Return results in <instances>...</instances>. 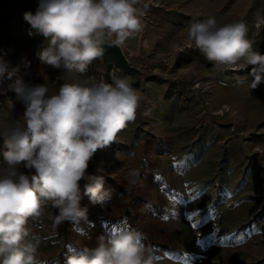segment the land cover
Returning <instances> with one entry per match:
<instances>
[{
    "label": "rangeland",
    "instance_id": "rangeland-1",
    "mask_svg": "<svg viewBox=\"0 0 264 264\" xmlns=\"http://www.w3.org/2000/svg\"><path fill=\"white\" fill-rule=\"evenodd\" d=\"M39 2L0 0V57L9 71L17 70L0 78V128L10 127L25 110L13 87L18 77L26 85L46 84L49 95L66 83L104 82L100 59L83 74L41 62L47 40L30 37L23 19ZM137 7L142 30L121 48L145 76L113 70L107 82L124 79L137 90L136 117L115 142L97 150L86 173L127 184H145L150 175L160 179L164 187L153 189L139 208V231L163 200V220L181 254L150 253L154 264H264V73L251 89V65L238 72L217 70L187 46L190 22L212 16L220 24L245 23L253 49L264 54V0H139ZM153 140L165 144V151L151 150L147 142ZM5 151L0 135V169L6 167ZM19 171L35 174L23 163ZM56 214L49 206L40 221H29L31 234L40 237L38 259L63 264L69 248L95 247L72 221L55 226Z\"/></svg>",
    "mask_w": 264,
    "mask_h": 264
},
{
    "label": "clouds",
    "instance_id": "clouds-1",
    "mask_svg": "<svg viewBox=\"0 0 264 264\" xmlns=\"http://www.w3.org/2000/svg\"><path fill=\"white\" fill-rule=\"evenodd\" d=\"M139 0H40L35 13L25 12L28 35H42L47 45L39 52L42 63L56 69L86 73L106 47L122 46L142 30ZM243 22L220 24L215 17L193 19L187 46L193 47L217 70L238 72L252 66L251 89L262 81L264 54L253 49ZM0 57V78H11ZM24 105L20 119L0 128L6 167L0 169V264H46L38 259L40 237L29 221L41 220L47 207L58 209L54 225L85 218L84 195L95 202L103 175H88L89 161L99 149L116 141L117 134L135 120L141 99L124 79L99 84H63L49 95L46 84H14ZM227 110V106L219 114ZM35 174L19 171V166ZM132 176H138L133 170ZM136 183L135 180L132 181ZM143 234L130 225L97 238V246L76 253L69 248L63 264H154ZM53 264H60L59 260Z\"/></svg>",
    "mask_w": 264,
    "mask_h": 264
},
{
    "label": "trees",
    "instance_id": "trees-1",
    "mask_svg": "<svg viewBox=\"0 0 264 264\" xmlns=\"http://www.w3.org/2000/svg\"><path fill=\"white\" fill-rule=\"evenodd\" d=\"M156 141V142H155ZM147 142L151 150L159 153L165 149L166 145L153 140ZM159 142V143H158ZM165 151V150H164ZM162 186L160 179L150 175L145 184L136 180L130 184L119 181L115 177H104V184L93 202L89 196L84 195V186L81 187V207L87 208V215L78 221H72L74 229L79 230V234L88 237V243L97 246V238L101 235L107 237L113 230L120 229L125 225H130L139 231L137 218L139 208L146 204L151 197L152 190H158ZM168 194L175 195L174 192L165 188ZM164 201L148 212V219L145 223V231L140 232L145 237L144 243L150 249V253H176L181 254L176 240L163 220ZM76 250L79 253L83 250Z\"/></svg>",
    "mask_w": 264,
    "mask_h": 264
},
{
    "label": "water",
    "instance_id": "water-1",
    "mask_svg": "<svg viewBox=\"0 0 264 264\" xmlns=\"http://www.w3.org/2000/svg\"><path fill=\"white\" fill-rule=\"evenodd\" d=\"M100 61L103 66L102 77L106 83L111 80L113 70H119L125 74L137 77L145 76L140 68L134 66L128 61L121 46L106 47L105 53L103 57L100 58Z\"/></svg>",
    "mask_w": 264,
    "mask_h": 264
},
{
    "label": "snow or ice",
    "instance_id": "snow-or-ice-1",
    "mask_svg": "<svg viewBox=\"0 0 264 264\" xmlns=\"http://www.w3.org/2000/svg\"><path fill=\"white\" fill-rule=\"evenodd\" d=\"M164 219H167V217H164ZM193 227H195V225H193Z\"/></svg>",
    "mask_w": 264,
    "mask_h": 264
}]
</instances>
